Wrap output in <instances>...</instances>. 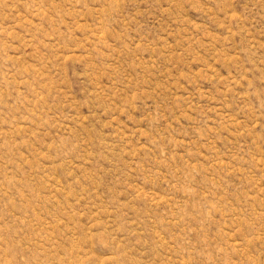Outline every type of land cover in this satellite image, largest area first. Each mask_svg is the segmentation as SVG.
Masks as SVG:
<instances>
[{"label": "rangeland", "instance_id": "1", "mask_svg": "<svg viewBox=\"0 0 264 264\" xmlns=\"http://www.w3.org/2000/svg\"><path fill=\"white\" fill-rule=\"evenodd\" d=\"M0 264H264V0H0Z\"/></svg>", "mask_w": 264, "mask_h": 264}]
</instances>
